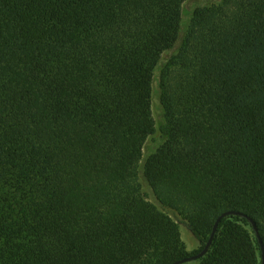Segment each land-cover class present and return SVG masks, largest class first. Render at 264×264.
Here are the masks:
<instances>
[{
  "label": "trees",
  "instance_id": "16d2710c",
  "mask_svg": "<svg viewBox=\"0 0 264 264\" xmlns=\"http://www.w3.org/2000/svg\"><path fill=\"white\" fill-rule=\"evenodd\" d=\"M185 1L0 0V264H172L225 211L264 243V0ZM246 217L197 264H260Z\"/></svg>",
  "mask_w": 264,
  "mask_h": 264
},
{
  "label": "rangeland",
  "instance_id": "374dc122",
  "mask_svg": "<svg viewBox=\"0 0 264 264\" xmlns=\"http://www.w3.org/2000/svg\"><path fill=\"white\" fill-rule=\"evenodd\" d=\"M221 0H186L183 3V9L185 12V19H187V14L190 12V10L197 6V5H212V4H218ZM175 50H168L165 51L162 56H161V63ZM153 88L155 90L156 88V83L155 81L153 82ZM152 113H153V117L154 119L157 121L158 119V114H159V106H158V102H157V97L155 95V92H153V100H152ZM157 137V134H154L153 136H150L145 143V147H144V152L146 153V151L148 149H151L153 147V143H154V138ZM140 185H141V190L142 193L144 194L145 198L150 201V202H154L153 201V197L151 195V192L149 190V188L146 186V184H144L143 180L139 181ZM170 215L172 217H174L173 214L170 213ZM179 230H180V234H181V238L183 243L186 246L187 251L192 252L194 250L199 249L200 244L199 242L196 240V238L193 236V234L182 224H179ZM186 264H197V262L195 260L189 261Z\"/></svg>",
  "mask_w": 264,
  "mask_h": 264
},
{
  "label": "water",
  "instance_id": "95a60500",
  "mask_svg": "<svg viewBox=\"0 0 264 264\" xmlns=\"http://www.w3.org/2000/svg\"><path fill=\"white\" fill-rule=\"evenodd\" d=\"M229 215H236V216L246 217L245 214H243L241 212H238V211H225V212H223L222 214H220L216 218V220H215V222L213 224L209 239H208L207 243L205 244V246L202 248V250L200 252H198L197 254L191 255V256L186 257V258H184L182 260L176 261V262H174L172 264H184L186 262H189V261H192V260H196V259L202 257L203 255H205L206 252L208 251L209 245H210V243L212 241V238H213V236L215 234V231L217 229L219 221L223 217L229 216ZM246 218L251 224L252 230L254 231L255 237H256L258 245H259V249H260V264H264V243H263V240H262V238H261V236L259 234V231L257 229L256 223L250 217H246Z\"/></svg>",
  "mask_w": 264,
  "mask_h": 264
}]
</instances>
